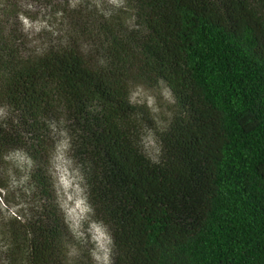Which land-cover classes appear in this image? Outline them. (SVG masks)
Returning <instances> with one entry per match:
<instances>
[{
	"label": "trees",
	"instance_id": "1",
	"mask_svg": "<svg viewBox=\"0 0 264 264\" xmlns=\"http://www.w3.org/2000/svg\"><path fill=\"white\" fill-rule=\"evenodd\" d=\"M6 2L0 190L15 154L28 185V216L0 227L6 264H77L51 166L60 120L111 264H264V0H122L88 54L71 38L35 57L22 54ZM139 87H165L172 101L152 157Z\"/></svg>",
	"mask_w": 264,
	"mask_h": 264
},
{
	"label": "rangeland",
	"instance_id": "2",
	"mask_svg": "<svg viewBox=\"0 0 264 264\" xmlns=\"http://www.w3.org/2000/svg\"><path fill=\"white\" fill-rule=\"evenodd\" d=\"M6 1V6L9 9L12 6L18 14L13 28L22 38L25 57L41 56L51 47L68 45L71 38L88 54L96 47L88 37L94 28L110 18L115 10L125 8L122 0ZM132 103L145 107L148 113L145 120H151L150 124L142 121L141 146L152 157L157 153L155 129L162 128L164 119L169 118L171 97L165 87L159 90L139 87L132 93ZM49 132L58 203L72 236L70 257L77 258V264H111L112 242L106 229L94 220L86 202L83 168L73 152L71 132L63 120L50 125ZM25 166L24 155L15 154L2 172L7 189L0 190V227L11 219L24 220L28 216ZM7 246L5 238L0 236V264H6ZM77 253L84 257H77Z\"/></svg>",
	"mask_w": 264,
	"mask_h": 264
}]
</instances>
